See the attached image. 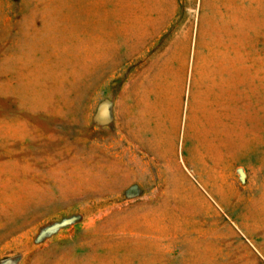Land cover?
Wrapping results in <instances>:
<instances>
[{"label":"rangeland","instance_id":"1","mask_svg":"<svg viewBox=\"0 0 264 264\" xmlns=\"http://www.w3.org/2000/svg\"><path fill=\"white\" fill-rule=\"evenodd\" d=\"M0 264H264V0H0Z\"/></svg>","mask_w":264,"mask_h":264}]
</instances>
